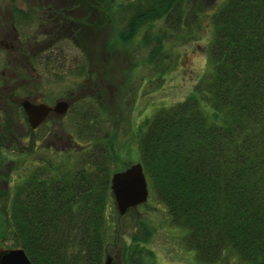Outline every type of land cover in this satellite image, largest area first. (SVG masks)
I'll return each mask as SVG.
<instances>
[{
    "label": "trees",
    "instance_id": "trees-1",
    "mask_svg": "<svg viewBox=\"0 0 264 264\" xmlns=\"http://www.w3.org/2000/svg\"><path fill=\"white\" fill-rule=\"evenodd\" d=\"M107 1L112 21L125 19L123 41L163 23L167 30L156 35L151 59L163 54L167 31L180 30L190 2ZM211 23L210 70L183 100L160 107L145 122L139 162L150 193L198 262L264 264V0H225ZM151 37L146 32L144 42ZM83 116L81 137L91 138L92 147L72 166L40 155L28 177L12 187L0 237L10 235L8 247H22L33 264H103L111 165L118 157L97 114ZM8 195L0 188V203ZM144 242L134 234L124 246L129 264L152 256Z\"/></svg>",
    "mask_w": 264,
    "mask_h": 264
},
{
    "label": "rangeland",
    "instance_id": "rangeland-1",
    "mask_svg": "<svg viewBox=\"0 0 264 264\" xmlns=\"http://www.w3.org/2000/svg\"><path fill=\"white\" fill-rule=\"evenodd\" d=\"M50 1L68 2V5L72 1L78 2L79 8L69 16L75 24L80 22L82 25L73 34L67 32L64 38L50 42L48 51H42L44 56L52 52L53 56L66 60L64 68L52 69L43 63L38 67L36 62H32L40 75L35 72L37 75L31 76L28 90H32L33 95H41L47 103L52 100L54 105L58 100L57 103L65 101L68 106L64 113L58 112V117L44 119L35 127L36 130L33 128L34 135L28 134L25 131L27 121L22 111L17 109L19 98L28 90L20 86L16 90V100L10 103L14 112L0 119V188L9 191L7 201L0 203V231L8 222L12 187L17 180L28 177L41 162L40 155L44 158L55 155L56 160L72 166L80 153L92 147L91 138L81 137L83 112L84 115L97 114L101 129L109 132L118 157L111 165V176L139 162V139L145 122L160 107L183 100L210 70L211 15L225 0H189L180 30L167 31L162 41L164 52L155 60L150 56L157 43L156 35L161 28L167 30L163 23L144 26L134 38L123 41L119 30L125 27V19L112 21L107 0H0V6L5 7L4 3L8 2H30L39 7L41 3ZM25 27L24 34L28 38L30 36V40H37H32V46L36 48L32 50L41 51L40 42L47 38L46 35L33 22ZM146 32H150L152 37L145 43L143 37ZM79 65L89 67L90 76L75 74ZM83 70L86 71V67ZM162 70L165 71L161 76L159 71ZM68 91L78 92L74 104L66 100ZM89 121L96 129V120L90 118ZM7 130L13 133L6 135ZM32 137L34 144L31 147ZM28 148H31L30 152ZM107 224L110 235L105 255H110L117 264H129V256L124 254L123 248L131 243L134 234L140 235L145 240L143 244L152 251L151 257L141 259L142 264H202L184 245L183 232L171 223L166 207L150 190L145 203L131 208L123 216L118 214L112 198L107 207ZM12 242L10 235L5 239L0 237V246L8 247Z\"/></svg>",
    "mask_w": 264,
    "mask_h": 264
},
{
    "label": "flooded vegetation",
    "instance_id": "flooded-vegetation-1",
    "mask_svg": "<svg viewBox=\"0 0 264 264\" xmlns=\"http://www.w3.org/2000/svg\"><path fill=\"white\" fill-rule=\"evenodd\" d=\"M50 2L51 3H41L39 7L34 6V3L30 2H23V4L8 2L7 4L4 3L5 7L0 6V119L6 114L14 112L15 109L10 103L13 104L18 96L16 90H18L20 86H23L24 90L30 89L31 76H34L36 73L39 74L37 67L32 62H36L38 67H41V63H43V66L50 65L52 69H54V67L62 69L65 66L66 60L60 56H53L51 54L52 52L44 56L42 51H48L47 45L50 42L52 44L61 37L64 38V36H67V32L73 34L74 30L81 27L82 24L80 22L75 24V20L69 16L75 14L76 8H79V4L75 1H72L70 5L67 4L68 2H63L65 5L67 4L64 6V4H59L58 2ZM44 4L48 5L43 6ZM32 22L38 24L40 30H42L47 37L43 42H40V47H43H41V51H33L32 49H36L32 46V43H34L32 40L34 38L30 40L31 37L29 36L28 38L24 34V28L26 29L25 26ZM33 41L37 40L35 39ZM31 51H33V55H31ZM78 67L80 68L76 69L75 74L78 75L79 73L84 75V77L90 76L89 67L87 68L85 65H79ZM85 67L86 71L83 70ZM80 70L84 72H78ZM69 92L70 91L67 92V96L71 98V101L69 98L66 100L74 104L78 92ZM33 93L32 90H28L21 99L19 98L20 102H18L17 109L22 111L23 117L27 121L28 127H26L25 131L28 134L33 133L34 135V131L38 126L35 130L32 128L28 115L23 108V101L27 100L33 105L46 104L49 106L50 110L45 120L58 117L59 115L54 106L58 100L53 105L54 101L52 102L51 100L47 103L43 100L41 95H33ZM5 132L6 135H11L13 133L8 130Z\"/></svg>",
    "mask_w": 264,
    "mask_h": 264
},
{
    "label": "water",
    "instance_id": "water-1",
    "mask_svg": "<svg viewBox=\"0 0 264 264\" xmlns=\"http://www.w3.org/2000/svg\"><path fill=\"white\" fill-rule=\"evenodd\" d=\"M32 128L37 127L47 116L50 107L46 104L33 105L29 101L22 102ZM68 104L59 101L55 110L64 113ZM110 191L118 214L125 215L131 208L145 203L149 196L147 178L140 162L116 171L110 178ZM0 264H33L25 250L20 247L0 246ZM103 264H117L110 255H105Z\"/></svg>",
    "mask_w": 264,
    "mask_h": 264
}]
</instances>
